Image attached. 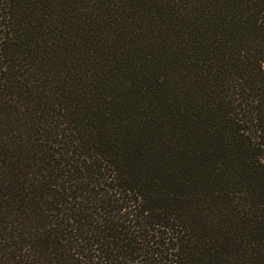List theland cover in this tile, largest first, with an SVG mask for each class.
Returning <instances> with one entry per match:
<instances>
[{"label":"trees","instance_id":"16d2710c","mask_svg":"<svg viewBox=\"0 0 264 264\" xmlns=\"http://www.w3.org/2000/svg\"><path fill=\"white\" fill-rule=\"evenodd\" d=\"M0 264H264V0H0Z\"/></svg>","mask_w":264,"mask_h":264}]
</instances>
